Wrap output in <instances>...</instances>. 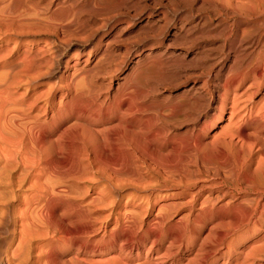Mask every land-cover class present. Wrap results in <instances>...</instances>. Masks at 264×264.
<instances>
[{
	"label": "bare ground",
	"instance_id": "bare-ground-1",
	"mask_svg": "<svg viewBox=\"0 0 264 264\" xmlns=\"http://www.w3.org/2000/svg\"><path fill=\"white\" fill-rule=\"evenodd\" d=\"M57 2L52 10L57 20L50 18L56 22H42L46 13L19 23L0 14V264H175V255L167 256L177 238L160 253L156 238L144 251L143 244L157 230L150 221L171 227L168 217L181 208L186 217L215 219L221 226L234 222L225 227L222 242L220 237L211 238L220 241L210 249L211 264L232 259L236 264H262L251 262L255 251L264 248V230L257 231L264 222V0H53L52 4ZM83 10L97 24L87 38V31L85 36L71 35L85 27L74 25ZM13 13L8 16L15 17ZM68 15L70 19L63 21ZM129 24L136 30L127 46L132 65L115 94L103 90L91 95L89 85H80L76 73L68 77L69 67L86 65L91 55L99 54L103 58L97 57L96 66L109 73L113 40L129 30ZM25 33L34 37L24 39ZM150 79L174 81L165 96L170 106L165 113L162 104L155 105L154 114L162 122L156 132L138 127L134 131L159 156L179 151L178 161L153 160L131 150L132 144L120 136L112 141L113 150L124 160L115 159L112 170L116 181H127L124 198L125 186L114 178L87 200L80 197L83 191L77 185L81 194L75 198L71 179L87 170L93 151L107 147L109 130L129 125L139 112L133 101L123 106L117 100L124 84ZM71 133L78 134L73 139L79 154H72V164ZM180 136L185 139L179 146L175 140ZM98 199L112 205L97 216L90 206H96ZM143 214L150 221L138 228L136 217ZM96 230H101L98 237ZM247 232L253 235L239 242L244 246L253 238L248 250L232 248L233 242L222 247L224 240ZM141 237L144 242L136 246ZM190 246L185 244L186 251ZM203 246L196 247L193 258L205 252ZM192 257H185L186 264Z\"/></svg>",
	"mask_w": 264,
	"mask_h": 264
},
{
	"label": "rangeland",
	"instance_id": "rangeland-1",
	"mask_svg": "<svg viewBox=\"0 0 264 264\" xmlns=\"http://www.w3.org/2000/svg\"><path fill=\"white\" fill-rule=\"evenodd\" d=\"M22 1V2H21ZM26 1H28V2H26ZM20 0V1H18V0H0V7H1V9H0V14L1 15H4V17L6 18V20H9V21H12L13 23H19V21L21 22H24V21H34L35 20V18L34 17H41L40 15H42L43 13H46V14H43V16L41 17V21L42 22H51L52 20H54V19H50V18H54V16H55V19L57 20V18H56V16L57 15H52L53 13H52V10H53V8L55 9V8H57L58 7V5L60 4V3H58V4H55V5H53L52 4V1L53 0H38V1H36V0H31V1H35L34 3L33 2H31L30 0ZM42 1V2H41ZM51 2V3H50ZM32 3V6L30 5ZM44 4V5H43ZM64 5L66 4V2H64L63 3ZM36 5V6H35ZM31 6V7H30ZM35 6V7H34ZM46 6V7H45ZM50 6V7H49ZM32 8L34 9V8H37V9H35L34 11H32ZM41 8H42V10H41ZM49 9V10H48ZM10 10V11H9ZM44 10H47L46 12L44 11ZM38 11V12H37ZM40 11V12H39ZM42 11V12H41ZM9 12V13H8ZM14 12V13H13ZM83 13H81V15H80V17L77 19V21L74 23V25L75 26H85L82 30L80 29V30H77V31H72V33H71V35H76V33L79 35H82V34H84L83 36H85L86 34L87 35H89V36H87L86 35V38L87 37H90V35H91V33L93 32V30L96 28V26L95 25H97L96 24V21L94 22V21H90L89 19H87V11L86 10H83L82 11ZM6 13H8V14H10V13H13L12 14V16L13 15H15V17L13 16V17H11V15H9L8 16V14H6ZM26 13V14H25ZM39 15H38V14ZM42 13V14H41ZM50 14V15H49ZM23 15V16H22ZM46 15V16H45ZM49 15V16H48ZM7 16L9 17V18H7ZM82 16V17H81ZM26 17H28V18H26ZM68 17V18H67ZM67 17H65V18H63V21H67V20H69L70 19V16L68 15ZM16 20H15V19ZM31 18V19H30ZM43 18V19H42ZM67 18V19H66ZM12 19V20H11ZM20 19H22V20H20ZM25 19V20H24ZM46 19V20H45ZM48 19H50V20H48ZM60 19V17H58V20ZM48 20V21H47ZM56 20H54V21H52V22H56ZM61 20V19H60ZM59 20V21H60ZM80 20H81V22H80ZM85 22H84V21ZM88 20V21H87ZM58 22V21H57ZM94 22V23H93ZM76 23H78V24H76ZM126 23H124L123 25H125ZM94 25V26H93ZM95 27V28H94ZM127 28L126 29H129V30H125V32H122V34H119L118 36H116V38L113 40V43H112V45H113V51L111 52V53H109V54H111V55H109V58L112 60V58H113V60L111 61V63L109 64V65H111V66H109L110 67V71H109V73H105V72H103V70L101 69H99L97 66H96V59H97V57L99 58V59H101V58H103V55H98L97 57H96V55H91V58L88 60V62H87V64L85 65V64H83L82 65V62L80 63V64H78L75 68H72V67H69V69H68V77H70L71 75H74L75 73L77 74H75L74 76L78 79L79 78V80H80V85H83L84 87H88V85H89V89L87 88L86 90L87 91H89L88 93L89 94H91V95H93V94H99L100 92H101V94L102 93H105V92H107V91H109V92H111L112 94H115V89H116V87H119V86H121L124 82H125V78L128 76V74L130 73V66L132 65V63H130V59L132 58L131 56L132 55H129V51H128V49H127V46L130 44V41H132V40H134L135 38H136V36H134L135 35V33H136V30L134 29V28H131V25L129 24L128 26H126ZM91 28V30H89ZM131 28V29H130ZM88 29V30H87ZM86 31H87V33H86ZM89 31H91V32H89ZM76 32V33H75ZM86 33V34H85ZM26 34V35H25ZM25 34H23L22 35V38H32V37H34V35L33 34H27V33H25ZM40 37H42V36H44V34L43 33H39L38 34ZM131 35V36H130ZM126 36V38L124 39V37ZM129 36V37H128ZM134 37V38H133ZM93 40H94V38H92ZM120 39V40H119ZM126 39H127V41H126ZM118 41V43H116L117 41ZM121 40H123L122 42H121ZM115 41V42H114ZM124 41H125V43H124ZM129 41V42H128ZM119 46H118V45ZM123 44V45H122ZM116 45H117V47H116ZM126 45V46H125ZM120 54V55H119ZM129 55V56H128ZM107 56V55H106ZM105 56V57H106ZM128 56V57H127ZM126 58V59H125ZM98 59V60H99ZM125 62H124V61ZM118 61V62H117ZM113 62V63H112ZM102 63V62H101ZM95 64V65H94ZM78 67H80V68H78ZM116 67V70H118V71H116V70H114V69H112V68H115ZM119 67V68H118ZM78 68V69H77ZM92 69V70H91ZM75 70H77L76 72H75ZM78 70H80L79 72H78ZM91 70V71H90ZM98 70V73L96 72ZM85 71V72H84ZM88 71H90V73L88 72ZM72 72H73V74H72ZM83 72V73H82ZM96 72V73H95ZM101 72V73H100ZM127 72V73H126ZM101 75H100V74ZM105 73V74H104ZM110 73H111V75H110ZM115 73V74H114ZM80 74H84V75H81V77H80ZM108 74V75H107ZM85 75H88L87 77L85 76ZM90 75V76H89ZM102 76H104L105 77V79H102L101 77ZM109 76H111V79H110V77ZM93 80L92 82H91V80ZM88 80H89V82H88ZM152 79H150V80H143V81H141V82H137L138 84H140V85H138L136 82L134 83V82H126L125 84H124V86H123V92H122V94H120L119 95V97H118V101L120 100V102L122 103V105L124 106L125 105V103L124 102H126L127 100H131V101H133V103H134V105L135 106H137V109L139 110V112H137L133 117H131L130 118V123H129V125H123L122 126V128L120 127V129H118L119 127H117V128H115V129H111V130H109L108 131V134L110 135L109 136V138L107 139V141H108V143H106V145L105 146H107L105 149L104 148H100V149H104V150H99V147H98V149H96L95 151H93V153H91L90 154V157H89V160H90V165H91V167H87V170H86V168H85V170L84 171H82L81 172V174H79L78 175V173H73L75 176H77V177H73L72 179H71V182H72V186H73V189H72V192H73V195L75 196V198H80V197H82L83 199H85V200H87V199H89V197L93 194V192L96 190L97 192L98 191H100V190H102L101 189V187H102V184H104L106 181V183H108V180L110 179V178H114L115 176H113V173H115L113 170H112V168H114L115 166V164L113 165V163H114V161H115V159H116V161L115 162H117L118 161V159H120V160H124V157H123V154H121V156L120 155H118L117 153H116V151H114L115 150V143H113L112 141H114L115 142V140H117V139H119L120 138V136H121V139H119V140H124V141H127V142H129L130 144H132V147H131V150L134 148V150H136L135 152H137L138 151V153H140V154H144V155H147V156H149L150 158H153V160H159L160 162H161V160H162V162H164V163H166V161H171V163H176V161H178V157H179V151H171L169 154H168V156L166 155L165 157L167 158V159H165V157H162V156H159L158 154H156V152L153 150V148L150 146V145H148L146 142H144V141H142L141 139H139L138 138V135L136 134V132L134 131V129L135 128H142V130L144 129V130H147V131H149V132H152V131H155L159 126H161L162 125V122H161V120L158 118V117H156L155 116V114H154V111H155V105L156 104H162L161 105V110L163 111V112H167L168 111V107L170 106V104L169 103H167L166 102V99H165V96L169 93V90L170 89H172V85H174L175 83H173V82H168V81H165V84H167V85H165L164 84V81H160V80H158V79H153L152 81H151ZM108 81V82H107ZM157 81V82H156ZM85 82H87V84H85ZM162 82H163V84H162ZM168 82V83H167ZM89 83V84H88ZM129 83H131L130 85H128ZM141 83H143V84H141ZM92 84V86H91V88H90V85ZM137 84V85H136ZM87 85V86H86ZM108 85H109V87H108ZM135 85V86H134ZM159 85V86H158ZM163 85V86H162ZM169 85V86H168ZM127 86V87H126ZM144 86V87H143ZM161 86V87H160ZM95 87V88H94ZM110 88V89H109ZM125 88H126V90H125ZM165 88V89H164ZM105 92H104V91ZM161 91V92H160ZM163 91V92H162ZM163 96V97H162ZM158 100H159V102H158ZM161 100V101H160ZM151 101V102H150ZM164 102V103H163ZM167 104H166V103ZM142 107V109H141V107ZM144 108V109H143ZM167 108V109H166ZM141 110V111H140ZM154 110V111H153ZM143 113V114H142ZM154 114V115H153ZM136 117H138V118H136ZM137 120V121H136ZM133 121V122H132ZM138 124V125H137ZM135 125H137V126H135ZM133 127H135V128H133ZM112 131V132H111ZM156 132V131H155ZM73 133H74V131H73ZM73 133H71V135L73 134ZM153 133V132H152ZM120 134V135H119ZM135 134V135H134ZM74 135V136H73ZM72 136H71V138L73 139V138H75V136L76 135H78L77 133H75V134H73ZM117 136H119V137H117ZM115 137V138H114ZM184 139H185V137L184 136H180V137H178V139H176L175 141H176V143L180 146V144H181V142H183L184 141ZM77 143H76V141H75V139H73V140H71V145H70V158H71V164L74 162V157H76V154H78L77 153V151H78V148H77V145H76ZM113 148H114V150H113ZM136 148V149H135ZM153 150V151H152ZM97 152V153H96ZM72 154H73V156H72ZM117 154V155H116ZM79 155V154H78ZM95 155H96V157H95ZM152 155V156H151ZM118 157V156H120V157H118V158H116V157ZM122 158V159H121ZM174 158V159H173ZM92 159H93V161H94V163H93V161H92ZM161 159V160H160ZM163 159L165 160V161H163ZM92 161V162H91ZM174 163V164H175ZM92 166H94V168L92 167ZM96 167H98V170L96 171L95 170V168ZM97 169V168H96ZM93 172V173H92ZM97 173V174H96ZM83 174V175H82ZM73 175V176H74ZM93 175V176H92ZM95 175H97V177L99 176L100 177V179L99 178H97V180H96V176ZM115 175V174H114ZM91 176V177H90ZM106 176V177H105ZM111 176V177H110ZM113 176V177H112ZM82 177H84V178H82ZM89 177H90V179H89ZM92 177H94V180L92 179ZM104 178V179H102V178ZM87 178V179H86ZM73 179H75L76 180V182H75V180H73ZM79 179H84L85 181H83V180H79ZM92 179V180H91ZM102 179V180H101ZM79 180V181H78ZM95 180L96 181H98V182H95ZM112 180V179H111ZM114 180H115V178H114ZM114 180H112V181H114ZM119 180H120V178L116 181L115 180V183L116 184H120V185H124L123 187H124V189H123V187H122V189H123V191H121V193H122V195H123V198H124V195L126 194V192L128 191V189H126V188H128L126 185H127V181L126 180H121L120 182H119ZM74 181V182H73ZM103 181V182H102ZM80 182V183H79ZM76 183V184H75ZM85 183V184H84ZM89 183V184H88ZM98 183V184H97ZM126 183V184H125ZM80 184V185H79ZM93 185L92 187L90 186V187H88L87 185ZM101 184V185H100ZM77 185H78V188L80 189L81 187H82V189L85 187V191H86V193H85V191L84 190H80V192L82 193V191H83V194H81L80 192H79V190H78V188H77ZM82 185H84V186H82ZM80 186V187H79ZM104 186V185H103ZM88 188V189H87ZM99 189V190H98ZM106 189V188H105ZM76 194H75V193ZM78 192L81 194V196L78 194ZM90 192H91V194H90ZM87 194V195H86ZM77 195H78V197H77ZM80 196V197H79ZM84 196V197H83ZM99 201L97 202L96 201V206H93V205H91L90 207L93 209L94 208V210L96 211V213H95V211L94 210H92L97 216L98 215H102V214H104L106 211H108V209L109 208H111V205H110V203L108 204V200H103L102 201V199L100 200V199H98ZM101 201H102V203H101ZM106 203H105V202ZM104 202V203H103ZM98 203H100V204H98ZM108 204V205H107ZM114 205V204H113ZM98 206H101V207H98ZM105 206H107V208L105 207ZM95 207H96V209H95ZM100 210V211H99ZM99 211V212H98ZM103 211V212H102ZM184 212H186V210L184 209V208H181V210H180V212H179V214H176L175 215V213H173V216L172 215H170L169 217H168V219H167V221H166V223L168 222V224H170V225H172L171 227L169 226V225H166V224H162V226L161 225H153L154 223L152 222V221H150V216L149 215H144L143 214V216L144 217H142V215H138L137 217H136V219H137V226H138V228L139 227H142V226H145L146 225V222L147 221H150L151 223H152V229H154V228H157V230H152V234L145 240V242L142 240V237L141 238H139V242L137 241V242H135V245L137 246V245H139V244H141L140 242H144V244H143V251L144 250H146V248H147V246H149V244H150V241H151V239L153 238V239H155L156 241H154L155 243H154V245L155 246H157L158 247V249H159V251H158V253H160V252H163L164 250H165V247H167L166 245H167V243L169 242V241H171L172 242V244H173V240H176V238H177V242L176 241H174V243L175 244H173V245H171V251L169 252L170 254L167 256L169 259L171 258V257H173V255H175V257H176V262H175V264H183V263H187L186 261V258L185 257H187V256H193V252L195 251V249H196V247L198 246V245H202L203 246V243H204V251L205 252H207V250L209 251L210 249L212 250L215 246H217L218 244H219V242L221 241L222 242V237H223V232L224 231H226L227 229L225 228L227 225H228V227H230L231 226V224H233L234 222L233 221H231V222H233V223H231L230 225L229 224H227V225H224V226H221V225H218V222H217V220H215V219H207V218H205V217H195V216H193V215H191V216H184ZM182 216V217H181ZM180 217H181V219H180ZM185 219H184V218ZM142 218V219H141ZM169 218H170V221H169ZM172 218V219H171ZM184 220H183V219ZM192 218L193 219H195V220H192ZM198 218H200V219H198ZM203 218V219H202ZM140 219V220H139ZM141 220H143L142 222H141ZM199 220V221H198ZM211 220H212V222H211ZM198 221V222H197ZM208 221V222H207ZM210 222V223H209ZM217 222V223H216ZM144 223V224H143ZM230 223V222H229ZM214 226H216V227H213V225ZM262 226H261V224L259 225H257V228H259L257 231L259 232V231H263L264 229V222H262ZM142 225V226H141ZM183 225V226H182ZM212 226V227H209V226ZM217 225L220 227V229L219 228H217ZM161 227H162V229H161ZM178 227V228H177ZM187 227H188V229H187ZM137 228V227H136ZM163 228H164V230H163ZM168 228V229H167ZM172 228V229H171ZM185 228V229H184ZM194 228V229H193ZM209 228L211 229V230H209ZM212 228H213V230H212ZM170 229V230H169ZM183 229V230H182ZM163 230V231H162ZM191 230V231H190ZM215 230H217V232L215 231ZM221 230V231H220ZM170 233H169V232ZM196 231V232H195ZM210 231V232H209ZM98 230H96V237H98L100 234H101V230H100V232H98ZM161 232V233H160ZM183 232V233H182ZM194 232V233H193ZM214 232V233H213ZM160 233V234H159ZM168 233V234H167ZM206 233H207V235H209L210 233V235L212 236V237H210V235L207 237V238H205L207 235H206ZM222 233V234H221ZM264 233V232H263ZM184 236H182V235ZM199 234V235H198ZM204 234H205V236H204ZM212 234H214V236L212 235ZM251 233L250 232H247V233H244V234H235L232 238H228V239H226V240H224V242H223V248L225 249V247H226V245L229 243V242H233L232 243V245H233V247L232 248H235V249H242V251H246V250H248L249 249V246L252 244V239L253 238H250L249 239V241L247 242V244H245L244 246H242V244H241V242H239L240 240H242V239H244V238H246L247 237V235H250ZM180 237H179V236ZM220 235V236H219ZM251 235H253V234H251ZM255 235V234H254ZM156 236H158V238L156 237ZM162 236V237H161ZM181 236H182V238H181ZM187 236V237H186ZM217 236V237H216ZM239 236V237H238ZM164 237H166V238H164ZM179 237V238H178ZM200 237V238H199ZM205 238V239H203V238ZM214 237H216L215 239H217V240H219V238L218 237H220V241H217V240H211V238L213 239ZM236 237H238V239L236 240L235 238ZM164 238V239H163ZM182 239V240H179V239ZM234 238V239H233ZM200 239V240H199ZM203 239V240H202ZM210 239V241H208ZM230 239V240H229ZM179 240V241H178ZM184 240V241H183ZM202 240V241H201ZM191 241H192V243H191ZM216 241V242H215ZM228 241V242H227ZM157 242V243H156ZM184 242V243H183ZM206 242H208V243H206ZM213 242V243H212ZM215 242V243H214ZM161 243V244H160ZM179 243V244H178ZM186 243H189V245H191L190 246V248H191V250H190V252L189 251H186V249H185V244ZM200 243V244H199ZM206 243V244H205ZM227 243V244H226ZM216 244V245H215ZM181 245V246H180ZM175 246H176V248H175ZM206 246H208V247H206ZM213 246V247H212ZM163 247V248H162ZM211 247V248H210ZM238 247V248H237ZM162 248V249H161ZM174 248V249H173ZM207 250H206V249ZM246 248V249H245ZM161 250V251H160ZM174 250V251H173ZM180 250V251H179ZM209 251V252H207V253H205V252H202L201 253V255H198V256H196L195 258H196V260H195V258H193L194 260H192V258L190 259V261L192 260V262H190L189 264H191V263H193L194 261L196 262V263H193V264H211V258H212V256H211V254L212 253H210V252H212V251ZM261 250H263L264 251V248H262ZM255 251V252H257V253H255L254 255H255V257H254V259L255 260H253L252 259V262L251 263H259V262H261L262 264H264V252L263 251ZM173 251V252H172ZM176 251V252H175ZM179 252V253H178ZM261 252V253H260ZM174 253V254H173ZM178 253V254H177ZM233 253V252H232ZM259 253L261 254V256L259 255ZM168 254V253H167ZM208 254V255H207ZM260 257H259V256ZM263 255V256H262ZM183 256V257H182ZM250 257V259L251 258H253V257ZM164 257V256H163ZM166 257V258H167ZM197 257H201V258H197ZM202 257H204L203 259H202ZM199 259L201 260V262L199 261ZM205 259H207V260H205ZM249 259V261H251ZM202 260H205L204 261V263H203V261ZM258 260H259V262H258ZM254 261V262H253ZM159 262V261H158ZM157 262V263H158ZM188 262H189V260H188ZM198 262V263H197ZM157 263H153V264H157ZM237 262H236V260H229L228 261V263L227 264H236ZM158 264H162L161 262H159ZM217 264H220V262H218Z\"/></svg>",
	"mask_w": 264,
	"mask_h": 264
}]
</instances>
